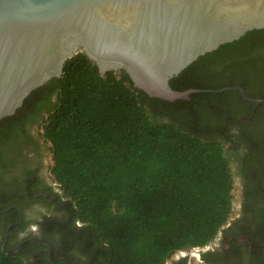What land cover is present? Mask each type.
I'll return each instance as SVG.
<instances>
[{
  "label": "trees",
  "instance_id": "16d2710c",
  "mask_svg": "<svg viewBox=\"0 0 264 264\" xmlns=\"http://www.w3.org/2000/svg\"><path fill=\"white\" fill-rule=\"evenodd\" d=\"M262 30L199 56L169 80L170 87L237 85L233 73L245 72L250 38ZM236 94L150 97L123 70L100 75L78 52L60 77L31 91L0 120V166L12 165L22 145L49 158L67 218L61 225L72 223L86 257L78 264H165L178 251L212 241L232 212L231 164L220 138ZM0 264L24 261L0 247Z\"/></svg>",
  "mask_w": 264,
  "mask_h": 264
},
{
  "label": "water",
  "instance_id": "95a60500",
  "mask_svg": "<svg viewBox=\"0 0 264 264\" xmlns=\"http://www.w3.org/2000/svg\"><path fill=\"white\" fill-rule=\"evenodd\" d=\"M253 29H264V0H0V120L31 91L60 77L78 52L100 75L123 70L150 97L243 94L237 86L174 90L169 80L199 56Z\"/></svg>",
  "mask_w": 264,
  "mask_h": 264
},
{
  "label": "flooded vegetation",
  "instance_id": "af4514ba",
  "mask_svg": "<svg viewBox=\"0 0 264 264\" xmlns=\"http://www.w3.org/2000/svg\"><path fill=\"white\" fill-rule=\"evenodd\" d=\"M250 42L245 72L236 68L233 73L243 94L233 90L234 111L221 125L233 179L232 212L212 241L178 251L165 264H264V103L245 98H264V29ZM236 58L237 64L243 62L239 55ZM31 133L36 138V131ZM19 154L22 158L18 155L17 160L11 156L12 165L0 166V207L9 208L0 214V247L24 264L84 262L72 223L70 228L61 225L67 218L48 173L49 158L36 157L25 145Z\"/></svg>",
  "mask_w": 264,
  "mask_h": 264
},
{
  "label": "rangeland",
  "instance_id": "374dc122",
  "mask_svg": "<svg viewBox=\"0 0 264 264\" xmlns=\"http://www.w3.org/2000/svg\"><path fill=\"white\" fill-rule=\"evenodd\" d=\"M191 261H193V258H191Z\"/></svg>",
  "mask_w": 264,
  "mask_h": 264
}]
</instances>
